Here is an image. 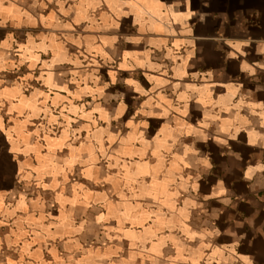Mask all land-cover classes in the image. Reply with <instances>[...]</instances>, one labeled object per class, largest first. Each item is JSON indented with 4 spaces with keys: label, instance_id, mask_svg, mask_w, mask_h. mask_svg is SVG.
<instances>
[{
    "label": "crops",
    "instance_id": "crops-1",
    "mask_svg": "<svg viewBox=\"0 0 264 264\" xmlns=\"http://www.w3.org/2000/svg\"><path fill=\"white\" fill-rule=\"evenodd\" d=\"M18 243L264 264V0H0V264Z\"/></svg>",
    "mask_w": 264,
    "mask_h": 264
},
{
    "label": "rangeland",
    "instance_id": "rangeland-1",
    "mask_svg": "<svg viewBox=\"0 0 264 264\" xmlns=\"http://www.w3.org/2000/svg\"><path fill=\"white\" fill-rule=\"evenodd\" d=\"M17 187H18V191L19 192H22V194H23L22 196L25 197V200H27V199L30 200V201L33 200V202L40 200L37 197V195L32 190L28 189L27 187L20 186V185H17ZM6 189H8L7 183H3L2 184V190H6ZM17 197H19V196H17ZM36 199H38V200H36ZM12 202H14V201L12 200ZM15 210H17V209H15ZM12 214L15 217H18L19 220H21V223L20 222L17 223V224H20L19 225V238L21 239V237L23 236V234L27 236L28 235L27 234L28 232L26 231V225H25V223L28 220H30V218H28L29 216L27 217V215H26L25 212L22 213V209H21V211L18 209L17 212L14 211V213H12ZM50 217H51V219H53L52 218V215H50ZM22 223H23V227H22ZM6 225L9 226V224H6ZM12 227H13V225H12ZM3 232H4L3 235H2L3 241L4 242L5 241L8 242L7 244H9V240H8L9 238L8 237L10 236V233L11 232L10 231H7V230L6 231L4 230ZM19 245H20V243H18V249H17V252H18V257H17L18 259H16L17 264H32L34 262L36 263V260H33L32 259V258L35 257V255L31 254V255H27L26 256L25 250H23V246L21 248ZM22 245H23V243H22ZM52 250L53 249H51L50 250V253L46 255L45 262L47 261L48 264H70V262H69L68 259L65 260V257L60 256L59 258H57V257H55V255L53 256L51 254Z\"/></svg>",
    "mask_w": 264,
    "mask_h": 264
}]
</instances>
